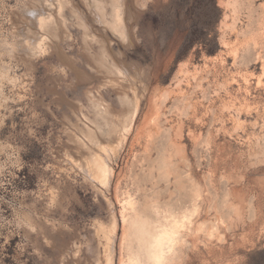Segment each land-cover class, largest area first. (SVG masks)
Instances as JSON below:
<instances>
[{
	"label": "rangeland",
	"instance_id": "1",
	"mask_svg": "<svg viewBox=\"0 0 264 264\" xmlns=\"http://www.w3.org/2000/svg\"><path fill=\"white\" fill-rule=\"evenodd\" d=\"M70 1L92 27L90 56L104 45L126 68L139 117L108 188L78 172L88 155L69 126L84 127L94 96L120 110V91L104 85L69 9L56 43L30 24L42 46L30 55L32 0H0V264H105L98 226L112 214L120 264L128 197L131 232L159 209L198 210L169 264H264V0H126L125 44Z\"/></svg>",
	"mask_w": 264,
	"mask_h": 264
},
{
	"label": "bare ground",
	"instance_id": "2",
	"mask_svg": "<svg viewBox=\"0 0 264 264\" xmlns=\"http://www.w3.org/2000/svg\"><path fill=\"white\" fill-rule=\"evenodd\" d=\"M81 1L88 11L87 13L93 25L99 24L103 28V31L110 32L109 34L118 38L124 44L129 41L130 34L125 19L127 15L126 0ZM70 2V0H32L29 8L23 12L24 17L22 21L23 19L26 20L22 22L24 26L21 29L22 43L20 48L23 52L37 55L42 47L38 44L37 39L39 37L35 35V32H32L30 24L32 27H37L42 31L43 33H41L47 39L53 40L56 37L58 40L61 36H65L67 28L63 11L69 9L70 14L77 19L79 26L83 28V46L87 50V55L90 56L88 52L91 49V43L96 41L92 27L89 26L84 12H77ZM138 5L143 7L146 5V1L141 0L138 2ZM130 15L132 16V14ZM56 39L53 40L55 43ZM107 51L103 45L97 57L95 54V57L90 56V58L92 63L94 62V66L103 75L104 85H111L120 91V110H112L101 99H97L94 96L92 116H82L84 127L81 129L77 128L78 122L77 126L75 125L76 127L69 126L73 130L71 131L73 133L69 135L72 143L76 144L80 150L88 155L87 161L83 165L71 163L72 161L70 163L75 165L74 168L76 167L78 172L82 171L86 175L85 177L101 185L102 188L109 187L113 177V167L111 164L113 154L118 148H121L135 128L140 113L137 98L130 99L129 95L127 96L125 93L130 75L123 66V63H121L122 61L120 62L122 65L119 62H112L108 57L110 55L107 56ZM120 203L124 209L121 212L123 233L120 251L126 253L125 258L122 257L120 259V264H169L175 254H178L184 236L192 231L193 218L198 211L194 208L190 211L178 213L172 210L161 211L159 209L153 212L151 216L140 217L137 221H134L132 226H134L135 231L131 232V228L127 226L130 222L127 218L128 214L125 211H135L134 199L128 197L126 200L120 201ZM109 207L111 208L112 206L109 204ZM110 212L114 213L112 210ZM110 217V223L107 226H98V231L101 234V238H99L100 242H98L102 243L101 241H103L105 247V264L113 263L114 243L116 242L117 221L113 214ZM135 243H137V248H134Z\"/></svg>",
	"mask_w": 264,
	"mask_h": 264
}]
</instances>
